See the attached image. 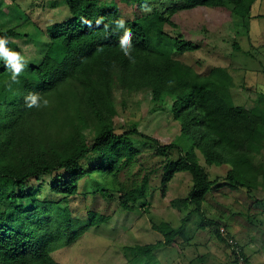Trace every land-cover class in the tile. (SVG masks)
Returning a JSON list of instances; mask_svg holds the SVG:
<instances>
[{"label":"trees","instance_id":"16d2710c","mask_svg":"<svg viewBox=\"0 0 264 264\" xmlns=\"http://www.w3.org/2000/svg\"><path fill=\"white\" fill-rule=\"evenodd\" d=\"M65 2L70 18L53 25L47 49L35 62L26 63L24 78L13 81L0 60V264H60L52 253L74 242L77 229L84 232L104 219L91 218L75 226L70 202L79 194L81 180L97 172L118 180L140 154L134 139L152 143L166 161L163 192L176 173H191V191L178 201L195 204L197 210L219 180L210 176L198 150L208 165H230L222 179L231 186L250 193L264 180L263 164L251 159L254 147L264 148V104L237 103L228 70L216 66L206 74L198 72L177 54L199 45L166 30V24L177 26L173 16L181 10L200 5L226 7L246 17L255 0H182L168 14L155 10L135 19H123L112 0ZM127 2L141 9L145 4V0ZM101 17L103 23L97 25ZM118 21L133 33L134 60L119 48L124 34L114 29ZM2 35L20 37L14 29ZM61 40L86 44L80 62L72 68L49 50L54 42L65 45ZM140 89H148V112L150 106L152 112L169 108L168 117L178 125L172 142L162 143L132 125L127 128L117 118V100L125 107L128 96ZM29 93H38L48 105L27 108L24 97ZM46 174L52 179L43 193L32 180L39 181ZM143 178L146 184L150 175ZM120 200L124 208L132 209L134 202L125 200L124 194ZM214 223L215 235L223 240V222ZM153 228L163 234V240L126 250L135 257L148 256L185 233L183 224L174 227L167 221ZM231 245L236 247L235 262L244 258V264H249L239 245Z\"/></svg>","mask_w":264,"mask_h":264},{"label":"rangeland","instance_id":"374dc122","mask_svg":"<svg viewBox=\"0 0 264 264\" xmlns=\"http://www.w3.org/2000/svg\"><path fill=\"white\" fill-rule=\"evenodd\" d=\"M112 1L118 4L123 19H135L155 10L168 14L171 7L182 2L147 0L152 11L145 12L127 0ZM68 18L70 11L65 0H0V37H4L3 31L12 29L20 36L8 37L7 45L25 60V67L17 79L26 76V63L35 62L40 58V52L43 54L47 49L46 42L53 25ZM173 20L177 26L166 24V30L175 35L180 33L199 45L194 51L177 54L178 58L202 74L216 66L225 67L233 78L231 92L236 102L263 106L264 0H255L246 17L226 7L200 5L177 12ZM61 41L65 45L54 42L49 50L72 68L80 62L86 44L82 41L73 44ZM147 99L148 89H140L128 96L125 107L117 100L116 106L120 109L117 118L126 123L127 128L132 125L162 143L172 142L177 135L178 125L168 117L169 108L159 107L158 111L152 112L150 106L148 112ZM134 141L140 154L119 175L118 180L99 172L81 180L79 194L70 202L75 226L79 228L91 218L104 219L84 232L77 229L74 242L52 253L57 262L244 264V258L235 262L233 250L236 247L231 242H236L249 264H264V180H260V188H254L250 193L244 188L231 186L229 181L222 179L230 165H208L198 150L201 163L210 176L213 179L218 177L219 180L205 196L202 209L197 210L195 204L183 205L178 201L191 191V173H176L163 192L161 177L166 161L156 153L152 143L141 139ZM186 145H189L188 141ZM251 159L264 167V148L254 147ZM147 174L150 179L144 184L142 180ZM51 179L52 175L46 174L39 181L32 182L41 186L44 193L48 191ZM132 182L136 184L132 185ZM103 190H107L108 194L103 195ZM123 194L125 200L132 204L134 202L131 210L122 206L120 196ZM2 207L0 204V210ZM162 221L174 227L183 224L184 235L171 245L157 248L148 256L135 257L126 250L127 246L163 240V234L153 228L154 224ZM216 221L223 222L220 228L223 240L215 235Z\"/></svg>","mask_w":264,"mask_h":264},{"label":"clouds","instance_id":"9594fccd","mask_svg":"<svg viewBox=\"0 0 264 264\" xmlns=\"http://www.w3.org/2000/svg\"><path fill=\"white\" fill-rule=\"evenodd\" d=\"M143 11L151 12L152 8L148 5L147 0H145V4L143 6ZM87 22V21H86ZM90 23V22H88ZM103 23V18H98L96 20V24L99 25ZM114 29L116 32H122L124 35L119 43V48L124 54V56L129 57L130 60H134L132 57V49H133V33L130 30L126 29V25L123 21H118L114 25ZM9 40L7 37H0V60L4 61V65L7 69H9L12 73V80L15 81L22 70L25 67V60L19 52L10 49L7 45ZM42 101V105H41ZM25 106L27 108L32 107H40L47 106L49 101L47 99H43L38 93H29L24 97Z\"/></svg>","mask_w":264,"mask_h":264},{"label":"built area","instance_id":"2783aa9c","mask_svg":"<svg viewBox=\"0 0 264 264\" xmlns=\"http://www.w3.org/2000/svg\"><path fill=\"white\" fill-rule=\"evenodd\" d=\"M243 264V263H242Z\"/></svg>","mask_w":264,"mask_h":264}]
</instances>
